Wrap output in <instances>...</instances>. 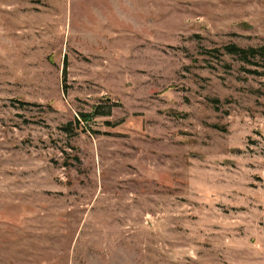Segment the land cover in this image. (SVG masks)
Wrapping results in <instances>:
<instances>
[{"label":"rangeland","instance_id":"374dc122","mask_svg":"<svg viewBox=\"0 0 264 264\" xmlns=\"http://www.w3.org/2000/svg\"><path fill=\"white\" fill-rule=\"evenodd\" d=\"M229 44L264 0H0V264H264V59Z\"/></svg>","mask_w":264,"mask_h":264},{"label":"trees","instance_id":"16d2710c","mask_svg":"<svg viewBox=\"0 0 264 264\" xmlns=\"http://www.w3.org/2000/svg\"><path fill=\"white\" fill-rule=\"evenodd\" d=\"M217 53H224L230 56H234L238 58V60L246 65H257L258 59H264V45L259 47H250V48H241L235 44H229L227 46H224L223 48H220L218 50H215ZM98 112L95 113V115ZM110 113L102 114V116H109ZM83 118L88 117V115H82ZM72 125L67 124L63 130L68 131V127Z\"/></svg>","mask_w":264,"mask_h":264}]
</instances>
